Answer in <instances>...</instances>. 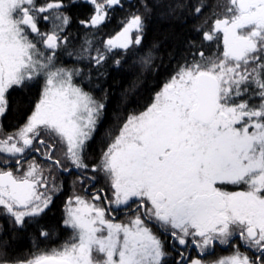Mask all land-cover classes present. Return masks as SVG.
Wrapping results in <instances>:
<instances>
[{
	"label": "snow or ice",
	"instance_id": "snow-or-ice-1",
	"mask_svg": "<svg viewBox=\"0 0 264 264\" xmlns=\"http://www.w3.org/2000/svg\"><path fill=\"white\" fill-rule=\"evenodd\" d=\"M88 2L95 15L81 23L97 27L106 9L121 0ZM66 7L63 0L43 5L0 0V119L9 111L10 90L39 88L25 123L0 137V213L21 229L38 224L50 209L53 195L62 189L57 171L88 169L87 142L105 108L82 86L91 79L89 73L58 62V51L68 43ZM205 9L211 11V5L193 6L197 16ZM41 19L50 22L49 31L41 30ZM144 27V18L133 15L106 41V51L139 46ZM201 35L217 46L222 41V53H192L143 111L126 118L99 166L92 167L112 189L111 199L104 197L106 206L97 203L100 194L88 199L74 190L63 219L70 239L0 264H166L169 253L152 226L169 236L173 247L186 251L195 245L205 257L189 260L181 252L186 264H264V0H228L225 14ZM67 55L98 68L107 59L91 41ZM150 62L149 54L143 63ZM114 63L119 67L121 62ZM57 144L63 160L53 155ZM42 150L46 167L28 159ZM84 179L78 176L81 185ZM117 212L132 215L116 222L112 214ZM51 235L40 228L41 237ZM237 240L253 256L240 251ZM217 244L235 251L212 259Z\"/></svg>",
	"mask_w": 264,
	"mask_h": 264
},
{
	"label": "trees",
	"instance_id": "trees-1",
	"mask_svg": "<svg viewBox=\"0 0 264 264\" xmlns=\"http://www.w3.org/2000/svg\"><path fill=\"white\" fill-rule=\"evenodd\" d=\"M70 14L67 47L76 53L91 41L93 49L106 52L107 59L99 68L89 61H77L65 55L70 65L78 63L85 73L91 75L82 86L94 98L105 104L100 126L96 128L92 141L87 142L85 156L96 162L100 159L107 136L129 115L143 111L152 101L163 84L186 61L192 59V53L203 51L205 56L220 55L221 47L216 42H206L201 33L210 30L213 21L221 17L220 6L223 0H126L123 12L120 7L108 15L104 26L88 27L81 21L88 22L95 11L94 7L82 0H63ZM211 5V11L205 9L200 16L194 14L193 6L197 3ZM142 4V5H141ZM147 5V10L145 9ZM144 18V31L141 44L131 45L125 52L113 50L107 52L106 41L115 37L133 15ZM199 29V31L197 30ZM93 54H95L93 52ZM151 55V62L144 64L146 56ZM120 60L117 67L114 60ZM77 65V64H76ZM101 73H103L101 75ZM38 88L12 90L11 111L6 117V128L15 129L25 123L28 113L34 107ZM58 146L55 153L57 152ZM67 191H65L64 195ZM63 195H60L39 223L29 224L26 228L8 233L9 237L0 243V256L6 259H21L28 252L48 251L60 240L71 236L63 227L64 214L61 208ZM48 230L51 238L40 236V228Z\"/></svg>",
	"mask_w": 264,
	"mask_h": 264
},
{
	"label": "flooded vegetation",
	"instance_id": "flooded-vegetation-1",
	"mask_svg": "<svg viewBox=\"0 0 264 264\" xmlns=\"http://www.w3.org/2000/svg\"><path fill=\"white\" fill-rule=\"evenodd\" d=\"M48 2H50V0H40L39 2H37V4L43 5V4H46ZM125 3H126V0H121L120 5H117V7H120L123 10ZM90 5H92V4H90ZM226 5H228V4L226 3ZM112 8L113 7L107 8V10L109 12L108 15L112 12V10H113ZM220 14H221V16H223L225 13H223V12L221 13V11H220ZM40 15L41 16L47 15V13H42ZM94 15H95V11L93 12V15H91V17L89 18L88 22H90L91 18ZM108 15L105 17L102 25H104L108 22V19H109ZM130 19H131V17H130ZM39 26H40L42 31H49L50 30V22H45L42 19L39 21ZM94 28H96V27H94ZM134 33L135 32L132 33V36L134 35ZM219 46L221 47V49H223L222 41L219 43ZM119 50L123 51V49H119ZM63 56H64V53H63V50L61 48V50L58 51V53H57V59L59 60ZM12 90H14V89H12ZM12 90H10V92L8 94V96H9V111L6 113L4 118L0 119V124H2V131H0V137L4 136L6 134H12V133L16 132L18 130V128H20L23 125V124L20 125L19 127H17V129H15V126L13 128H10V129H8V128H6V126H4L5 121H6V117L8 116L9 112L11 111V105L10 104L12 102V95H13ZM38 97H39V93L37 94V97L35 98V102L38 99ZM32 110H31V112H32ZM31 112L28 114L30 115ZM101 120L102 119L99 120L98 127L100 126ZM53 155L55 157L61 158V160H63V156H61L60 154L57 155L54 152ZM28 159H30V160L34 159L37 164H40L41 166H44V167H46L49 164V161L44 159L43 150L41 152L30 153V155L28 156ZM85 163L88 165V169L84 170L82 173L76 172V171H73L70 174L69 173H61L58 171L55 173L57 182L62 183V189L53 195L52 204L55 203L57 198L64 191H66V190L71 191L70 194H72L73 191L75 190L76 194H79L81 196H85L88 199H91V194H94V193L100 194L101 200L98 201L97 203H100V204L106 206L104 197L107 196L109 199H111V196H112V189L110 187V184L108 183V181L106 180V178L102 172H100V171L92 172L91 171L92 167L97 165V162H94V161L92 162L90 160V158L88 157L87 161H85ZM8 167H11L13 169V171L15 172V165L14 164H10V165H8ZM25 167H27L26 164H25ZM45 174L47 175V172ZM79 175H83L85 177L83 185H81L79 183V180H78ZM93 176L95 177L94 181H90L89 179H87L88 177H93ZM74 182H75V185H74ZM85 188H87V192H85ZM67 199L68 198H66L65 201H67ZM65 203L66 202H62V205L60 206V207H62L61 208L62 213H63V209H64L63 206L65 205ZM52 204L50 206H52ZM112 215L115 217L116 222H126L127 218L130 217L132 215V213L131 212H117V213H113ZM27 226H29V224H27L26 227ZM152 228H153V231L158 236H160L161 240L164 242L165 250L169 253V255L165 258L166 264H176L177 261H180L181 264H186V261L180 256L181 252H183L184 257L188 258L189 260L190 259H196V258H202V259L205 258V257L200 256L199 250L195 247V245L189 244L187 246L186 251H185V246L176 245L175 247H173V242L169 236L163 234L161 232V230L156 228L155 226H152ZM15 229L20 230L21 228L15 226L12 223L11 217H8V216L0 213V243L4 242L3 240H5L9 237V236H7V234L9 232L13 233L14 231H16ZM9 240H10V237H9ZM237 243L240 245V251L247 252V254L250 257L253 256V252L251 250L246 249L239 240H237ZM234 251H235V249L230 245H219V244H217L215 246V248L212 250L211 258L212 259L225 258V257L232 255ZM31 255H32L31 252H28L26 254V256H24L21 259H26V258L30 257ZM4 257H5V255L0 256V261H4V260L14 261L15 260V259L14 260L6 259Z\"/></svg>",
	"mask_w": 264,
	"mask_h": 264
},
{
	"label": "rangeland",
	"instance_id": "rangeland-1",
	"mask_svg": "<svg viewBox=\"0 0 264 264\" xmlns=\"http://www.w3.org/2000/svg\"><path fill=\"white\" fill-rule=\"evenodd\" d=\"M40 0H36V2H39ZM77 1H79V0H75V2H77ZM83 2H85V3H89L88 2V0H82ZM98 2H100V0H98ZM64 3V2H63ZM226 3L228 4V0H223V2H222V5L220 6L221 8H220V11H221V13L223 12V13H225V9H226V7H227V5H226ZM89 4H91V3H89ZM113 10H116L117 9V6H114L113 8H112ZM223 9V10H222ZM107 10V9H106ZM124 10V9H123ZM64 11H65V9H64ZM65 13L70 17V14H68L66 11H65ZM107 13H109L108 12V10H107ZM124 13H126V9L124 10V12H123V15H124ZM132 17V16H131ZM130 20V19H129ZM128 20V21H129ZM127 21V22H128ZM103 24V23H102ZM102 24H100L99 26H102ZM126 25V24H125ZM104 26V25H103ZM98 27V26H97ZM67 28H68V26H67ZM65 29V33H67V35H68V37L69 36H71L72 34H73V30L71 31V30H69V29ZM123 28H124V26H123ZM122 28V29H123ZM122 29L121 30H119V31H117V33H115V36L116 35H118L121 31H122ZM135 35H136V33H134V35H133V37H135ZM114 38V37H113ZM68 40V39H67ZM62 50H63V53H64V56L61 58V59H59L58 60V62L61 64V65H63V66H65V67H73V66H78V63H77V61H76V63H73V65H70L69 64V62L68 61H66V57H65V55H67V52L68 51H70V48L69 47H67V48H62ZM113 50H119L118 48L117 49H113ZM60 51V50H59ZM120 51H122V50H120ZM222 51H223V49H222ZM77 64V65H76ZM78 80L80 79L79 77L77 78ZM39 89V88H38ZM37 93H39V92H37ZM37 101V100H36ZM34 104H35V101H34ZM126 119H122V121H120V123L117 125V127L114 129V130H112V132L107 136V138H106V140L104 141L105 142V145H104V148H103V150L102 151H100L101 152V155H100V159L98 160V161H96L97 162V165L96 166H99V164H100V161H101V158H102V155H103V152L104 151H106L107 150V147H108V145L110 144V142H111V140L116 136V135H118L119 134V129L121 128V126H122V124H123V122L125 121ZM24 124V123H23ZM98 124H99V122H98ZM98 124H97V126H98ZM97 128V127H96ZM19 129V128H18ZM94 135H95V132L93 133V135H92V138L94 137ZM92 138H91V140L90 141H92ZM57 146H58V149H57V152L55 153V154H60L61 156H63V149H62V147H61V145H59V144H57L56 145V148H57ZM87 156H85L84 155V162L85 161H87ZM89 161V160H88ZM74 171H76V172H78L77 170H74ZM67 192H66V194L64 195V193H65V191L61 194V195H63L64 197V199H63V202H66L65 200H66V198H69L72 194H70L71 193V191H68V190H66ZM76 192V191H75ZM66 204V203H65ZM64 208H65V205L63 206ZM62 214H64V209H63V213ZM70 239V237H68V239H66V240H64L63 241V239H62V241L60 240L59 242H57L56 243V245H53V246H51L49 249H51V248H54V247H56V248H58V247H60V245L62 244V243H64L65 241H67V240H69ZM27 259V258H26Z\"/></svg>",
	"mask_w": 264,
	"mask_h": 264
}]
</instances>
